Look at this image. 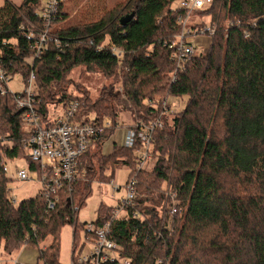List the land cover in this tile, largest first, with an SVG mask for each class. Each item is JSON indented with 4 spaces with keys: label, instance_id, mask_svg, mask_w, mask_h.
I'll return each instance as SVG.
<instances>
[{
    "label": "trees",
    "instance_id": "obj_1",
    "mask_svg": "<svg viewBox=\"0 0 264 264\" xmlns=\"http://www.w3.org/2000/svg\"><path fill=\"white\" fill-rule=\"evenodd\" d=\"M176 2L121 0L76 24H61L70 13L68 0L48 24L37 12L40 0H5L0 6V69L24 84L33 73V107L41 118L50 106L73 102L76 119L100 129L53 208L40 192L12 202L8 178L0 174V251L11 255L30 245L37 249V264H64L60 228L70 224L68 264H86L78 260L86 222L78 212L94 181L108 183L125 167L135 195L123 206L124 215L111 219L113 206L100 202L93 223L110 222L108 237L130 264H264V0H212L193 11L213 28L208 49L173 74L169 44L181 30L178 16L186 14ZM131 12L121 24L120 17ZM45 31L51 39L35 56L32 46ZM77 68L110 83L92 97L71 78ZM169 97H185V103L168 119L161 112ZM24 110L11 93L0 95V149L14 163L37 169L27 156ZM121 112L146 125L159 116L149 158L140 167L137 133L130 147L113 143L110 153L102 152ZM172 204L177 211L169 217Z\"/></svg>",
    "mask_w": 264,
    "mask_h": 264
},
{
    "label": "built area",
    "instance_id": "obj_2",
    "mask_svg": "<svg viewBox=\"0 0 264 264\" xmlns=\"http://www.w3.org/2000/svg\"><path fill=\"white\" fill-rule=\"evenodd\" d=\"M62 1L46 0L44 3L39 4L37 12L46 24L57 14ZM211 2L212 0H177V7L184 9L186 14L184 16H178L177 21L181 25V30L169 44V47L173 50L171 58L175 63L173 74L176 70H184L185 62L192 55L197 54L195 47L190 42L193 35L206 36L209 45L213 28L208 24V21L201 28H192L187 25V22H189V17L193 11L207 8ZM38 38L39 41H36L33 44L34 46H32L35 56L41 53L44 48V43L51 39L46 31ZM10 79L11 75L0 69V95L11 93L16 97L17 105L25 109L23 120L26 123V132L28 134L27 156L36 162L37 169L28 168L27 163L25 168L19 166L18 163H14L0 149V174L4 173L6 176L13 177L16 180L30 181L32 180L30 171H32L35 175V180L40 185L37 192H40L45 197L46 207L50 209L59 200V188L64 183L71 182L75 179L78 174L80 155L86 150L87 145L100 129L91 121L85 122L76 119L75 112L77 104L73 102L69 103L65 108L61 106V111L55 120H49V108L46 116L41 118L33 107L36 94L33 90V73L31 72L29 74L27 83L24 84L22 91H11L8 87ZM59 106L52 105L50 107L56 109ZM162 109L161 113H164L168 109V104L163 103ZM158 124H160L159 116L148 125L141 121H136L133 125L138 128V131L134 132L129 127L123 137H119L114 133L108 141L102 143L103 154L110 153L113 143L130 147L133 137L137 133L142 145L138 151L140 167L149 158L148 148L152 141L151 133L153 128ZM134 183L133 178L127 179L122 185L112 183V190L116 193L121 192L122 196L117 198L116 206H113L114 212L111 219L120 217L121 214L124 215L123 206L130 203L135 195ZM7 191L10 193L8 188ZM10 198L12 202L17 201L15 196H10ZM176 211L175 204L167 207L169 217ZM109 231L110 222L108 221L99 226L95 225L93 220L85 222L81 233V243L88 244V248L82 252V246L78 260L86 264H130L129 259L122 255V248L108 237ZM69 263L72 262L70 261Z\"/></svg>",
    "mask_w": 264,
    "mask_h": 264
},
{
    "label": "rangeland",
    "instance_id": "obj_3",
    "mask_svg": "<svg viewBox=\"0 0 264 264\" xmlns=\"http://www.w3.org/2000/svg\"><path fill=\"white\" fill-rule=\"evenodd\" d=\"M4 0H0V5H2ZM46 0H40V3H44ZM121 0H68L66 4L70 13L68 14L67 19L61 24H76L91 20L92 18L100 16L103 12L110 9L114 5H116ZM196 16L199 20L203 21L205 18L193 12L190 19ZM206 17V16H205ZM208 19V18H207ZM190 23L187 22V25ZM206 23L204 22V25ZM196 25V24H195ZM206 38V42L203 41ZM190 42L195 47L196 53L205 54L208 49V38L203 35H193ZM71 78H74L80 82L85 88H87L92 97H95L99 92L100 87L103 84H109L108 80H105L101 75L95 73H84L79 68L74 69L70 72ZM8 87L13 92L22 91L24 87V83L22 82L19 75H14L8 82ZM111 90H115V87L110 86ZM158 98V97H157ZM163 103L168 104V109L164 112V115L171 118L175 112L182 109L185 103V97L182 98H173L169 97ZM61 111V106L56 109L49 107V120H55L58 117V113ZM134 122V117L130 114V112H121L119 114V126L129 127ZM159 125V124H158ZM118 126V127H119ZM19 166L25 168L26 163L19 162ZM14 169V167H13ZM106 174L109 172L106 171ZM129 170L125 167L118 168L115 170V174L112 179L108 183L94 181L92 185V193L90 197L86 199L85 204L80 208L78 212V220L80 222H89L94 219L96 215V208L100 202L116 206V200L118 197L122 196L121 192H114L111 188L112 183H117L122 185L127 179H129ZM30 175L32 176V180L30 181H21L16 180L13 177L6 176L8 178L7 188L10 190L9 195L15 196L16 200H20L22 198L31 197L36 194L40 185L35 180V175L30 171ZM132 177H130L131 179ZM120 215V214H118ZM120 216H123L122 214ZM82 233V232H81ZM60 248H59V261L64 264H68L70 262V253H71V242H72V226L70 224H65L60 228ZM51 237H47L44 243H49ZM80 244L78 243L76 250L79 248ZM88 248V244H83V251ZM20 252H13L11 255L5 254L3 251H0V263L6 262L7 264H12V260L15 259ZM27 254V253H26ZM32 254V253H30ZM25 259V258H24ZM35 259L33 255H29L26 258V261H32ZM21 263V262H20ZM23 264V263H22Z\"/></svg>",
    "mask_w": 264,
    "mask_h": 264
},
{
    "label": "crops",
    "instance_id": "obj_4",
    "mask_svg": "<svg viewBox=\"0 0 264 264\" xmlns=\"http://www.w3.org/2000/svg\"><path fill=\"white\" fill-rule=\"evenodd\" d=\"M5 1V0H4ZM3 1V3H4ZM8 2H10L11 4L13 5H18L20 3L21 0H7ZM2 3V5H3ZM177 4V3H176ZM1 6V5H0ZM205 19L203 20V22H207L208 19L207 17H204ZM201 20H199L198 17L196 16H193L190 21H189V26L192 27L194 26L195 24H197V22H200ZM206 38H204L203 41L206 42L205 40ZM129 127H125V126H119L117 127V129L115 130L114 133H116L119 137H123L124 134H126L127 130H128ZM114 135V134H113ZM111 135L110 138L113 136ZM109 138V139H110ZM108 139V140H109ZM107 140V141H108ZM106 142V141H105ZM48 243H44L43 245H46ZM27 253V254H26ZM32 253V254H30ZM29 255H33L35 257V259H33L32 261H26L25 259L28 258ZM37 255H38V252H37V249L30 246V245H24L23 247L20 248V252L18 254V256L12 260V264H37ZM25 258V259H24ZM21 262V263H20ZM39 263V262H38Z\"/></svg>",
    "mask_w": 264,
    "mask_h": 264
},
{
    "label": "water",
    "instance_id": "obj_5",
    "mask_svg": "<svg viewBox=\"0 0 264 264\" xmlns=\"http://www.w3.org/2000/svg\"><path fill=\"white\" fill-rule=\"evenodd\" d=\"M132 16H133V12H131L130 14L123 15L122 17H120L119 21L121 24H125L132 18Z\"/></svg>",
    "mask_w": 264,
    "mask_h": 264
}]
</instances>
